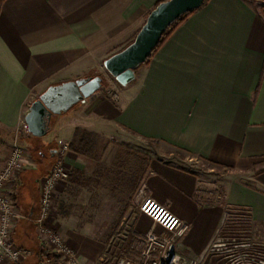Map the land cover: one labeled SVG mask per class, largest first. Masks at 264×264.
<instances>
[{
  "label": "crops",
  "instance_id": "0c3cea01",
  "mask_svg": "<svg viewBox=\"0 0 264 264\" xmlns=\"http://www.w3.org/2000/svg\"><path fill=\"white\" fill-rule=\"evenodd\" d=\"M163 1L4 2L0 170L15 139L18 145L20 140L30 144L22 127L31 103L50 86L106 73L104 61L133 41ZM114 93L94 95L73 115L56 121L59 136L48 150L50 164L40 179L52 166L57 142L63 141L69 144L64 164L72 168L70 181L80 183L82 163L90 157L87 137L76 136L84 125L107 138L157 143L212 171L233 173L219 203L200 192L194 172L155 160L147 164L138 191L143 189L146 197L189 226L177 247L185 259L205 257L223 233L225 206L245 209L251 224L264 229V0H205L136 70L133 83ZM22 151L25 169L6 187L15 189L21 215L11 232L19 243L13 244L32 251L22 264H63L64 258L43 249L36 233L38 183L35 198L25 197L17 205L19 189L29 179L22 173L34 165L31 148ZM68 185L57 187L58 197ZM56 210L46 227L75 253V264H114L110 242L78 225L70 208ZM131 226L130 244L122 253L136 261L142 236L165 233L141 212L132 217Z\"/></svg>",
  "mask_w": 264,
  "mask_h": 264
},
{
  "label": "rangeland",
  "instance_id": "374dc122",
  "mask_svg": "<svg viewBox=\"0 0 264 264\" xmlns=\"http://www.w3.org/2000/svg\"><path fill=\"white\" fill-rule=\"evenodd\" d=\"M95 76H101L103 79L102 88L95 95L106 93L112 97L115 95L114 91H122L126 87L114 86V82L105 72ZM79 105L62 116H53L50 121V130L45 137L34 138L29 134V145L19 141L22 149L31 148L34 162L33 167L22 173V177L26 175L29 179L24 181L19 189L20 194L17 198L19 208L25 197L35 198L34 190L37 183L39 184L38 181L46 176L40 179L43 170L50 164L48 150L54 146V140L59 136V130L55 126L56 121L73 115ZM76 136L77 138L87 137L90 157L82 163L84 171L82 177H79L80 183L77 184L72 179L70 181L72 168H68L69 185L62 196L58 197L59 194L55 193L53 205L56 209L58 208V212L60 209L61 212H65L70 208L78 225L88 228L92 236L110 242L109 254L113 256L114 264L117 259L123 258L122 252L130 244L132 217L140 212V199L137 192L142 184L143 172L150 161L164 162L197 174L200 178V192L207 196L210 202L222 201L224 185L233 174L227 170L212 171L202 162L191 161L185 155L173 154L172 150L157 143L146 141L132 143L119 138H107L84 125L77 129ZM14 179L10 183H13ZM6 192L15 202L17 197L15 189L9 192L6 188ZM55 216L54 212L50 219ZM217 238L224 245L222 250L231 248L240 255L241 259L251 264H264V229L251 224L245 209L225 206V227L223 233ZM13 240L19 243L15 237ZM227 255L229 254L209 252L205 255L204 261L206 264H227L224 258ZM23 260L24 258L22 262ZM0 264L8 263L4 260Z\"/></svg>",
  "mask_w": 264,
  "mask_h": 264
},
{
  "label": "built area",
  "instance_id": "2783aa9c",
  "mask_svg": "<svg viewBox=\"0 0 264 264\" xmlns=\"http://www.w3.org/2000/svg\"><path fill=\"white\" fill-rule=\"evenodd\" d=\"M23 132L28 134L25 123ZM69 152V146L58 141L53 153V163L48 174L38 184V217L36 233L43 248L49 253L64 258L65 264H75V253L66 246L63 240L50 228L46 221L56 213L53 205L58 186L65 187L69 181L70 172L64 164ZM23 151L15 139L8 152L4 167L0 170V262L8 264H22V259L31 255L30 251L15 246L11 241V232L16 222L21 218L14 200L6 192L7 184L24 168ZM140 199L139 211L158 225L165 236H158L152 232L140 238L139 259H119L116 264H206L204 257L185 259L178 253V243L186 235L189 226L169 210L145 196L143 189L138 191ZM224 245L216 238L207 249L210 253L229 254L224 256L227 264H251L241 259L234 249L222 250ZM22 258V259H21ZM48 264V263H44Z\"/></svg>",
  "mask_w": 264,
  "mask_h": 264
},
{
  "label": "water",
  "instance_id": "95a60500",
  "mask_svg": "<svg viewBox=\"0 0 264 264\" xmlns=\"http://www.w3.org/2000/svg\"><path fill=\"white\" fill-rule=\"evenodd\" d=\"M205 0H166L147 17L133 41L103 63L106 73L121 87L135 79L157 49L167 30L184 15L199 9ZM101 76L88 77L48 87L29 107L24 123L34 138L45 137L53 116H62L95 95L102 88Z\"/></svg>",
  "mask_w": 264,
  "mask_h": 264
},
{
  "label": "trees",
  "instance_id": "16d2710c",
  "mask_svg": "<svg viewBox=\"0 0 264 264\" xmlns=\"http://www.w3.org/2000/svg\"><path fill=\"white\" fill-rule=\"evenodd\" d=\"M6 0H0V10H1V7H2V5L4 4V2H5ZM166 1V0H165ZM159 5V4H158ZM157 5V6H158ZM156 6V7H157ZM192 12H190V13H188V14H186V15H184L183 17H181L175 24H173L168 30H167V32L165 33V35L163 36V38L161 39V41H160V43H159V46L160 45H162V43L168 38V36L172 33V31L176 28V27H178L182 22H183V20L184 19H186L190 14H191ZM158 46V47H159ZM157 47V48H158ZM81 148H82V150H83V148H86V147H84L83 145L82 146H80ZM70 148H71V145H70ZM73 148V147H72ZM11 241H12V243L14 242L13 241V239L11 238Z\"/></svg>",
  "mask_w": 264,
  "mask_h": 264
}]
</instances>
